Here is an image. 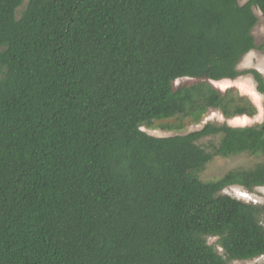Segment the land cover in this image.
Masks as SVG:
<instances>
[{"label":"trees","instance_id":"1","mask_svg":"<svg viewBox=\"0 0 264 264\" xmlns=\"http://www.w3.org/2000/svg\"><path fill=\"white\" fill-rule=\"evenodd\" d=\"M24 1L0 0V264L264 256V205L221 193L264 187V107L253 126L141 130L169 119L160 129L180 130L210 110L257 115L212 82L249 75L264 97L261 73L237 69L257 49L264 0ZM180 79L195 81L175 89ZM239 156L260 161L200 179L213 159Z\"/></svg>","mask_w":264,"mask_h":264},{"label":"rangeland","instance_id":"2","mask_svg":"<svg viewBox=\"0 0 264 264\" xmlns=\"http://www.w3.org/2000/svg\"><path fill=\"white\" fill-rule=\"evenodd\" d=\"M27 1L28 0H25L24 4ZM247 1L248 0H238V3L243 5ZM22 9L23 8H20L16 11L17 17L20 15ZM253 12L258 18V23L252 30V36L257 49L246 54L237 65V69L240 71L254 69L261 73L264 78V25L260 12L257 9H254ZM194 81L195 80L191 79H180L174 82V88L177 89L184 85L192 84ZM212 85L214 88L222 92L229 88H234L237 92H239L240 95H243L251 100L253 105L257 108V115L253 118L236 117L234 119L227 120L223 118L218 111L210 110L204 116L203 120L198 124L191 123L188 120H182V128L180 130L162 131L160 129L162 126H174L178 123L176 119L156 121L154 122L152 129L141 128V130L147 135L162 138L176 135H186L188 133L202 129L204 125L209 123L214 125L227 124L231 127H244L253 126L262 122L264 97L256 91V85L251 76H242L232 81L223 80L220 82H212ZM210 143L216 145L218 143V138H206L199 142V144L203 147H207ZM259 161V159L246 156H239L231 159L215 158L205 167L204 171L200 173L199 177L205 182L216 181L228 171L238 168L248 169ZM221 193L247 203L264 205V187H258L252 189L251 191H247L240 186H230L225 188ZM207 243L211 246H216V239L208 238ZM216 249L226 260L227 264H264V256L247 261L227 260L226 256L223 255L222 250L218 247H216Z\"/></svg>","mask_w":264,"mask_h":264}]
</instances>
